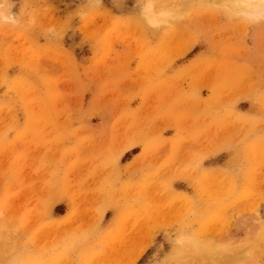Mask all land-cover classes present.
Returning a JSON list of instances; mask_svg holds the SVG:
<instances>
[{
    "label": "rangeland",
    "instance_id": "rangeland-1",
    "mask_svg": "<svg viewBox=\"0 0 264 264\" xmlns=\"http://www.w3.org/2000/svg\"><path fill=\"white\" fill-rule=\"evenodd\" d=\"M233 5L0 0V264H264V14Z\"/></svg>",
    "mask_w": 264,
    "mask_h": 264
},
{
    "label": "bare ground",
    "instance_id": "bare-ground-1",
    "mask_svg": "<svg viewBox=\"0 0 264 264\" xmlns=\"http://www.w3.org/2000/svg\"><path fill=\"white\" fill-rule=\"evenodd\" d=\"M232 8L237 13L238 12L243 13L247 17H250V18H257V17L264 14V0H234V5ZM147 11L152 14V18H153L154 22L166 21V19L169 16V13H170L169 9H160L158 11H153L151 7H147ZM9 16H10V13H9ZM1 17L5 18V19L10 18V17H8V15H5V14H2ZM11 17H12V15H11ZM10 19H8V20H10Z\"/></svg>",
    "mask_w": 264,
    "mask_h": 264
}]
</instances>
